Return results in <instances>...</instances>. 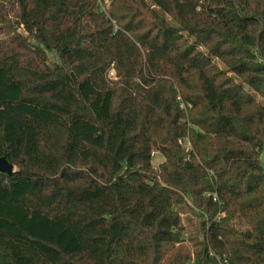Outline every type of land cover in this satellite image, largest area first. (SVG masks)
I'll use <instances>...</instances> for the list:
<instances>
[{
  "label": "trees",
  "instance_id": "trees-1",
  "mask_svg": "<svg viewBox=\"0 0 264 264\" xmlns=\"http://www.w3.org/2000/svg\"><path fill=\"white\" fill-rule=\"evenodd\" d=\"M0 37V264H264V0H0Z\"/></svg>",
  "mask_w": 264,
  "mask_h": 264
},
{
  "label": "rangeland",
  "instance_id": "rangeland-1",
  "mask_svg": "<svg viewBox=\"0 0 264 264\" xmlns=\"http://www.w3.org/2000/svg\"><path fill=\"white\" fill-rule=\"evenodd\" d=\"M0 38H1V37H0ZM180 143H181V145L183 146V148H184L185 151H187L188 149L191 148V146L189 145V143L187 142L186 139L181 140ZM162 161H163V157L160 155L159 152H157V151H153V152L151 153V164H152L153 167L156 168V166H157L159 163H161ZM181 218L183 219V221H184L185 219H188V220L192 221L193 223L190 224V225H193V224L195 223V218H194L193 216H191L190 214H187V213H185V214H181Z\"/></svg>",
  "mask_w": 264,
  "mask_h": 264
},
{
  "label": "water",
  "instance_id": "water-1",
  "mask_svg": "<svg viewBox=\"0 0 264 264\" xmlns=\"http://www.w3.org/2000/svg\"><path fill=\"white\" fill-rule=\"evenodd\" d=\"M12 165L9 164L4 157H0V172H4L6 174H10L12 172Z\"/></svg>",
  "mask_w": 264,
  "mask_h": 264
},
{
  "label": "built area",
  "instance_id": "built-area-1",
  "mask_svg": "<svg viewBox=\"0 0 264 264\" xmlns=\"http://www.w3.org/2000/svg\"><path fill=\"white\" fill-rule=\"evenodd\" d=\"M96 1H97L98 4L100 3V0H96Z\"/></svg>",
  "mask_w": 264,
  "mask_h": 264
}]
</instances>
